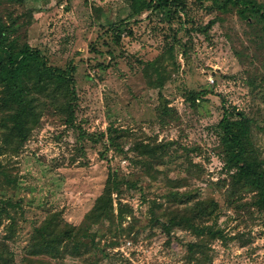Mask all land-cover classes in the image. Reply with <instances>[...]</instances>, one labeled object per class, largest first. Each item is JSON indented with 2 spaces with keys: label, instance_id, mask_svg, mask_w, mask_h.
<instances>
[{
  "label": "rangeland",
  "instance_id": "rangeland-1",
  "mask_svg": "<svg viewBox=\"0 0 264 264\" xmlns=\"http://www.w3.org/2000/svg\"><path fill=\"white\" fill-rule=\"evenodd\" d=\"M184 4L166 18L135 14L129 0H0L16 43L51 66L73 64L77 92L74 124L60 92H33L36 117L20 140L0 84L5 264H264V207L228 167L219 127L226 111L244 112L249 156L264 170L263 22L225 0ZM208 199L217 211L199 224L223 236L192 257L199 238L178 219ZM53 216L83 244L34 253L35 227Z\"/></svg>",
  "mask_w": 264,
  "mask_h": 264
},
{
  "label": "trees",
  "instance_id": "trees-1",
  "mask_svg": "<svg viewBox=\"0 0 264 264\" xmlns=\"http://www.w3.org/2000/svg\"><path fill=\"white\" fill-rule=\"evenodd\" d=\"M227 1L239 8L242 17L248 19L251 16L261 20L264 29L263 3L258 0H225ZM129 2L135 14L152 10L161 12L166 18H170L172 13L180 8L185 9L184 0H129ZM11 35V27L0 18V84L4 88L1 105L14 110L9 119L12 122L9 132L20 140L25 139L28 126L37 113L32 102L33 92H48L51 95L60 92L64 98L63 109L67 114V122L74 124V102L77 100L74 75L76 67L73 64H69L65 69L51 66L41 49L33 47L28 42L17 44ZM251 126L252 121L244 112H239L237 118H232L228 111L225 112L219 125L222 142L229 154V156L226 155V160L230 161L228 167L235 168L238 179L257 192L258 203L264 207V170L249 156ZM110 135L111 138H115L116 130L112 129ZM110 202L111 192L108 188L99 197L93 208L94 213L107 216ZM217 208L218 204L213 199L198 200L178 219L180 226H185L199 238L197 241L188 243V252L192 257L196 253H204L206 238L223 236V232L219 229L199 224L200 221L210 218ZM74 230V226L59 230L56 217L53 216L46 223L35 227L32 251L59 254L60 247L66 239H74L76 245L83 244L77 240ZM167 230L170 233L169 227ZM8 253L6 244L0 243V264L8 263Z\"/></svg>",
  "mask_w": 264,
  "mask_h": 264
}]
</instances>
